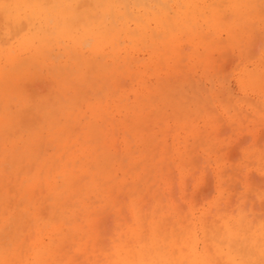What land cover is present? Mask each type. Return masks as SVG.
Returning <instances> with one entry per match:
<instances>
[{
  "label": "rangeland",
  "instance_id": "rangeland-1",
  "mask_svg": "<svg viewBox=\"0 0 264 264\" xmlns=\"http://www.w3.org/2000/svg\"><path fill=\"white\" fill-rule=\"evenodd\" d=\"M51 1L46 65L0 59L5 264H263L264 0Z\"/></svg>",
  "mask_w": 264,
  "mask_h": 264
},
{
  "label": "bare ground",
  "instance_id": "bare-ground-1",
  "mask_svg": "<svg viewBox=\"0 0 264 264\" xmlns=\"http://www.w3.org/2000/svg\"><path fill=\"white\" fill-rule=\"evenodd\" d=\"M69 1H72V0H59L58 5H60V4L64 5V4L68 3ZM0 17H2V18L4 17L5 19L8 20V22L5 23L6 26H4V28H2V30H0V59L2 58L4 60V63L12 64V66H15L16 68H19V69L28 68V67H30V65H32L34 63H38V62L42 66L46 65V56H47V52H48L47 50L49 49V46H50V43L46 42V40H47V34L46 33L48 32V28L51 26L50 23L54 24L53 26L56 28V30H57L56 34L58 36L67 37L70 34L69 24H70L71 20L74 19L69 11H63L62 9L56 7V5L53 4V1H51V0H0ZM35 20L36 21L40 20L42 22V24L39 25V29L37 26L34 25ZM49 20H51V21H49ZM8 38L12 39L14 41V44L7 41ZM23 51L28 52V57H26V59H24V60L18 59L19 55ZM21 71H19V72H21ZM3 76H4V73L2 71V68H0V78L2 79ZM3 121H4V116L1 114L0 115V126H1V124H3ZM207 180H209V179L207 178ZM210 182H211V180H210ZM210 182H208V183L210 184ZM208 183H206V185H208ZM187 186H188V184H187ZM210 186H211V184H210ZM208 187H209V185H208ZM208 190H209V188H208ZM186 191H187V189H186ZM207 194L209 195L211 193L207 192ZM207 194H206V197H207ZM206 197L204 194L203 198H206ZM195 200H196V198H195ZM71 217H74V216H71ZM76 222H75V224H76ZM80 224H81V222H80ZM242 231H243L242 227L240 228L239 231L224 230V232L221 233L220 238L221 239L222 238L223 239L224 238L229 239L232 236H238V237L241 236V238H244V236L248 232H246V233L243 232V234H241ZM247 236H254V240L252 239L251 242L249 243L251 245V247L254 246L255 243L257 242V238H258L257 230L251 229L250 233ZM104 244H105V242H104ZM104 246L106 247V245H104ZM158 249H159V247H158ZM160 250H162V249H160ZM252 254H253V252H252ZM7 256H8L7 251L4 250V247H2V245H0V264H5V262L8 259ZM134 258H133V260L130 259V260H128V262H124V264H144L143 260L137 261ZM244 258H246L245 255H244ZM32 260H33L32 262H34V261L37 262L39 260L38 253H35L34 256H32ZM227 263L232 264V261L227 259ZM146 264H151V263H149V261H146ZM152 264H155V263H152ZM189 264H206V262H204L203 260L194 258L189 262Z\"/></svg>",
  "mask_w": 264,
  "mask_h": 264
}]
</instances>
